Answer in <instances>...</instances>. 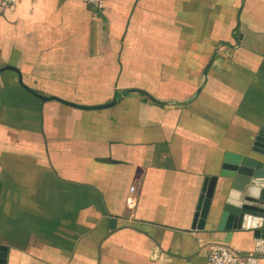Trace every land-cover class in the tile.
<instances>
[{"label":"crops","instance_id":"0c3cea01","mask_svg":"<svg viewBox=\"0 0 264 264\" xmlns=\"http://www.w3.org/2000/svg\"><path fill=\"white\" fill-rule=\"evenodd\" d=\"M263 127L264 0L0 4L6 264H208L213 244L254 251L253 228H219L220 171L226 152L264 161ZM214 175L205 226L192 228Z\"/></svg>","mask_w":264,"mask_h":264},{"label":"water","instance_id":"95a60500","mask_svg":"<svg viewBox=\"0 0 264 264\" xmlns=\"http://www.w3.org/2000/svg\"><path fill=\"white\" fill-rule=\"evenodd\" d=\"M4 69L13 67L6 66ZM38 96L41 99L48 98ZM256 143L264 147V127ZM261 150L264 154V150ZM220 176L228 179L229 185L222 216L223 223L219 228H230L238 221L241 227L253 228L255 237L264 239V161L226 152ZM218 178L216 175L206 177L192 228H204ZM6 256V246L0 245V264H6Z\"/></svg>","mask_w":264,"mask_h":264},{"label":"built area","instance_id":"2783aa9c","mask_svg":"<svg viewBox=\"0 0 264 264\" xmlns=\"http://www.w3.org/2000/svg\"><path fill=\"white\" fill-rule=\"evenodd\" d=\"M98 7L104 6L105 0H85ZM17 0H0L3 7L16 4ZM264 254V239L257 238L254 251L242 253L236 249L222 244H213L207 253L208 264H259V258Z\"/></svg>","mask_w":264,"mask_h":264}]
</instances>
